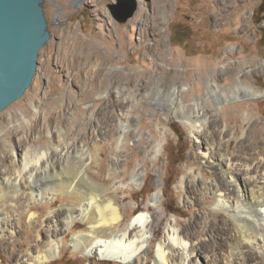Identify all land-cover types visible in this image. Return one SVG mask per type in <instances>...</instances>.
<instances>
[{
	"label": "rangeland",
	"instance_id": "rangeland-1",
	"mask_svg": "<svg viewBox=\"0 0 264 264\" xmlns=\"http://www.w3.org/2000/svg\"><path fill=\"white\" fill-rule=\"evenodd\" d=\"M89 1L94 0L44 1L52 39L40 52L31 88L0 113V170L13 171L19 165L8 149L14 144L21 149L17 156L30 146L39 156L48 152L50 160H56L67 146L77 147L70 160L77 172L85 144L90 154L85 155V177L78 176L68 193L53 186L54 179L48 175L42 182L48 186L42 185L46 191L40 202L14 199V192L7 197L4 204L19 225L17 235L6 240L14 241V246H0V264L13 263L17 252L32 248L43 237V249H47L45 232L53 215L61 220L70 207L76 217L81 204L93 195L114 199L129 221L145 213L160 232L151 242L153 254L169 220L175 219L183 229L191 216L211 211L213 202L207 201L205 187L198 185L194 191H189L191 185L187 190L181 187L182 181L189 184L203 178L213 184L215 178L202 176L200 169L214 172L201 159L202 139L180 122L179 105L171 102L174 89L188 112L202 103L205 136H211L217 122L226 121L235 134L234 149L247 121L248 109L242 102L253 107L249 121L264 127V98L234 99L232 93L247 94L243 86L234 87L241 77L264 94V0H227L222 5L219 0H134L138 9L127 23H119L113 15L119 0ZM222 6L227 7L224 17L220 16ZM161 8L168 10L166 17L160 14ZM234 68L236 75L224 83L230 98L221 100L211 89H216L218 74ZM140 168L137 184L131 185L130 178ZM158 189L159 200L152 207ZM53 196L57 201L52 204ZM159 219L162 223L157 225ZM215 219L220 220V228L212 237ZM228 220L226 215L213 214L205 231L189 228L188 233L197 244L213 238L204 249H220ZM29 228L33 231L25 234ZM85 230L83 222L67 235L63 230L59 255L49 264H109L69 248Z\"/></svg>",
	"mask_w": 264,
	"mask_h": 264
},
{
	"label": "bare ground",
	"instance_id": "bare-ground-1",
	"mask_svg": "<svg viewBox=\"0 0 264 264\" xmlns=\"http://www.w3.org/2000/svg\"><path fill=\"white\" fill-rule=\"evenodd\" d=\"M225 1L227 0H219L221 5ZM96 2L98 0L89 1L92 4ZM220 12L221 17L226 16L227 7L222 6ZM167 13L166 8L160 9L162 16L166 17ZM220 22L221 20L218 21ZM236 71L234 68L230 72L217 75L216 89H211L217 98L221 100L230 98L224 83L228 76H235ZM229 81L233 82L232 77ZM239 85L247 90V94L231 91L234 99L244 96L264 98L260 90L244 82L241 77H238L234 87ZM171 95V102L179 105L177 113L183 116L180 117V122L190 129L192 134L197 135L199 140L202 139L198 145L201 159L206 160L214 172L213 174L200 169L202 176L205 178L209 174L215 178L213 184L206 183L203 178L198 182L191 180L189 184L182 181L181 187L187 190L188 185H191L189 191H194L198 185L205 187L204 195L207 196V201L213 202L211 211L201 217L191 216L188 226L184 225L183 229L175 219L169 220L164 228V238L158 242L153 254L150 251L151 242L155 241L160 232L153 228V221L145 213L129 221L125 209L114 199L93 195L90 196L88 203L81 204L78 216L72 215L73 208L70 207L66 209L61 220L55 216L56 214L53 215L45 232V239L48 240L47 249H43L44 237L38 239L32 248L17 252L11 264H49L54 261L63 243V239H59V234L64 230L67 235L80 222L85 224L86 230L75 236L69 248L75 251L81 249L86 257L109 260L111 261L109 264H264V127H260L259 121L253 123L249 121L253 110L251 103L248 101L241 103L247 107L248 115L243 125L245 130L243 129L242 135H239L241 139L237 149H234L232 145L235 134L231 133L226 121L217 122L214 131L210 133L211 136H205L202 130L203 127L206 128L207 119L200 116L202 103L197 102L195 108L188 112L182 101L179 102L181 95L177 89H174ZM193 113H195L194 117H192ZM224 140H227L226 146L223 144ZM84 145H81L80 156L85 160V155L90 154L89 149ZM70 147L62 149L56 160L53 158L50 160L48 152H43L39 156L31 151L30 146L20 151V156L19 154L17 156L18 150H21L17 145L11 144L8 147L18 158L19 165H14L13 171L0 170V246L6 243L14 246V241L6 240L7 236L13 238L19 225V219L8 211L4 204L11 193L14 192V199L23 198L27 201L30 199L40 202L43 199V192L46 191V188H42V185H45L42 182L48 175L54 179L53 186H59V189H65L68 193L72 192V185L78 176L85 177L84 160H81L82 164L77 168V172L76 165L70 163L71 157L77 154L79 148L75 146L76 149L71 150ZM140 172L141 168L132 175L131 185L137 184ZM63 173L65 176L62 179ZM192 174L189 171V175ZM93 185L97 188L95 184ZM159 195L158 189L153 194L152 207L158 202ZM51 200L52 204L57 201L54 196ZM204 202L206 201L203 198L202 203ZM213 214L217 216L222 214L229 218L228 232L219 243L220 249L209 250L204 249V246L213 242V238L209 242L201 241L197 244L193 236L188 233V229L205 231L206 221ZM219 221L215 219L213 229H210L212 237L216 229L220 228ZM161 223L162 219H159L157 225ZM31 230L24 229L25 234Z\"/></svg>",
	"mask_w": 264,
	"mask_h": 264
},
{
	"label": "water",
	"instance_id": "water-1",
	"mask_svg": "<svg viewBox=\"0 0 264 264\" xmlns=\"http://www.w3.org/2000/svg\"><path fill=\"white\" fill-rule=\"evenodd\" d=\"M45 0H0V113L24 97L36 77L40 52L52 39ZM119 23L134 17V0H119Z\"/></svg>",
	"mask_w": 264,
	"mask_h": 264
},
{
	"label": "trees",
	"instance_id": "trees-1",
	"mask_svg": "<svg viewBox=\"0 0 264 264\" xmlns=\"http://www.w3.org/2000/svg\"><path fill=\"white\" fill-rule=\"evenodd\" d=\"M264 1H262L261 7L263 6ZM261 14H264V10L261 11Z\"/></svg>",
	"mask_w": 264,
	"mask_h": 264
}]
</instances>
